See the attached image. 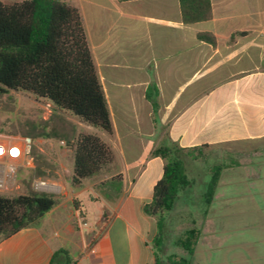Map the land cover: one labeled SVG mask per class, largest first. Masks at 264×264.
I'll list each match as a JSON object with an SVG mask.
<instances>
[{"label": "crops", "instance_id": "obj_1", "mask_svg": "<svg viewBox=\"0 0 264 264\" xmlns=\"http://www.w3.org/2000/svg\"><path fill=\"white\" fill-rule=\"evenodd\" d=\"M63 1L81 16L112 134L71 121L106 139L114 161L73 190L71 147L40 138L38 151L45 155L48 141L55 154L50 163L60 202L36 224L0 237V264H49L54 254L56 264H153L156 228L143 207L162 175L163 161L151 156L162 143L227 147L209 205L203 202L209 170L202 179L190 176L182 156L190 185L177 194L164 229L173 219L199 230L193 254H221L223 264H264V0H242L241 12L229 9L237 0H210L211 18L193 25L181 23L178 0ZM203 32L214 45L196 39ZM151 85L155 113L144 97ZM233 146L242 148L230 152ZM116 175L122 176L117 198L106 188Z\"/></svg>", "mask_w": 264, "mask_h": 264}, {"label": "trees", "instance_id": "obj_2", "mask_svg": "<svg viewBox=\"0 0 264 264\" xmlns=\"http://www.w3.org/2000/svg\"><path fill=\"white\" fill-rule=\"evenodd\" d=\"M178 5L184 25L211 18L210 0H178ZM196 39L215 44L210 33H198ZM8 92L27 94L36 101L47 102L57 113L75 118L108 136L112 134L106 100L88 49L81 16L66 1L0 2V95ZM144 97L155 113L158 107L156 87L149 86ZM18 134L32 141L38 138L59 139L71 147L69 186L73 190L79 189L86 179L98 175L113 161L112 150L100 137L96 134L74 136L75 125L61 116L52 115L48 121L39 122ZM205 147L180 148L162 143L151 152L152 157L163 161L161 178L152 189L150 202L143 207V214L154 219L156 228L151 244L153 264H160L165 216L173 208L177 194L190 185L182 156L196 157ZM31 156L33 168L30 178H47V171L51 170L49 163L34 148H31ZM223 167V164H214L209 168L203 193L205 205L212 201ZM106 188L117 198L122 191L121 175L111 178ZM59 202L60 197L35 191L29 182L22 194H0V237L7 238L36 224ZM73 208L81 218L85 216L79 200L73 202ZM199 235V230L189 228L175 240V245L191 257ZM56 259L54 254L49 264H56ZM168 261L170 264H189V259L174 260V256H169Z\"/></svg>", "mask_w": 264, "mask_h": 264}, {"label": "rangeland", "instance_id": "obj_3", "mask_svg": "<svg viewBox=\"0 0 264 264\" xmlns=\"http://www.w3.org/2000/svg\"><path fill=\"white\" fill-rule=\"evenodd\" d=\"M236 2L237 3L235 5H230V8L227 3H224V5L222 6L223 12L227 13L229 9L233 11L236 10L238 12L243 11V9H245L246 7L245 5H243L244 2L242 0H237ZM258 6H260L259 3ZM40 102H42V104L41 106H38L33 101V99H31V96L29 97V95L27 94L8 92L6 94L0 95V129L11 134H18V132H24L27 129H29V127L36 125L39 122L48 121L49 117L53 115L52 114L53 108L47 102H43V101ZM5 106L9 107L10 109H6ZM64 118L70 123H74L71 121L72 118L70 116L64 115ZM54 123L55 120L53 121L52 124ZM74 125L77 135L85 134L86 132L85 130L79 127L77 128V124ZM163 131H165V129H161V132ZM39 139L40 138L36 139L38 141L36 140L32 141L33 142L32 148H34L35 151H37L38 153L40 152L38 151L36 146H37V142L41 141V139L40 140ZM42 139L47 140V138H42ZM102 141H104L111 149V146L106 139H102ZM43 143H44L43 152L45 153V155H42L41 153L40 154L49 163L51 170L47 171L49 172L47 178H35V179H40L42 181L55 184L57 186V191H55L53 194L61 198L62 191L60 186L57 184V181L55 180L56 179L54 173L55 169L53 165L50 163L51 159L54 157L55 154L52 151V149L49 148L48 141H44ZM241 148H242L241 146H233V149H229V151L237 152L241 150ZM226 152H227V147H223V146L205 147L201 150V155H196L195 152L194 155H196V157L187 156L185 159L186 161L185 164L188 174L192 177H196L198 175V177L202 179L203 174L207 173V170H209V168L212 165L223 164L221 163V161L224 156L223 154ZM113 161H114V154H113ZM31 169L20 170L17 174L16 179L18 182H16L15 187L10 192H6L1 195L15 196L17 194H22L24 193L26 189V183L28 182L30 188L32 189L31 181L34 178H30ZM74 201H78V199H74L73 202ZM188 226L190 225L185 223L179 224L176 220L174 221L173 219L167 222L164 229L163 242L159 252L160 264H170L168 261L169 256H174V260H177L179 258L189 259V264H212L211 260L213 259H217L215 261V264H223L221 254L218 255V257H210L209 255L208 256L200 255L197 252L196 254H193L191 257H189L185 251H183L182 249H180L175 245V240L182 235L183 231ZM237 264H241V263H237Z\"/></svg>", "mask_w": 264, "mask_h": 264}, {"label": "built area", "instance_id": "obj_4", "mask_svg": "<svg viewBox=\"0 0 264 264\" xmlns=\"http://www.w3.org/2000/svg\"><path fill=\"white\" fill-rule=\"evenodd\" d=\"M32 145L29 137L0 129V194L10 192L15 187L20 170L33 168ZM31 187L35 191H57L55 184L35 178L31 181Z\"/></svg>", "mask_w": 264, "mask_h": 264}, {"label": "snow or ice", "instance_id": "obj_5", "mask_svg": "<svg viewBox=\"0 0 264 264\" xmlns=\"http://www.w3.org/2000/svg\"><path fill=\"white\" fill-rule=\"evenodd\" d=\"M13 154H15V151H14V153Z\"/></svg>", "mask_w": 264, "mask_h": 264}, {"label": "water", "instance_id": "obj_6", "mask_svg": "<svg viewBox=\"0 0 264 264\" xmlns=\"http://www.w3.org/2000/svg\"><path fill=\"white\" fill-rule=\"evenodd\" d=\"M45 192H48V191H45Z\"/></svg>", "mask_w": 264, "mask_h": 264}]
</instances>
